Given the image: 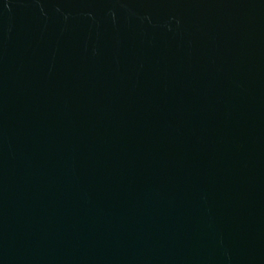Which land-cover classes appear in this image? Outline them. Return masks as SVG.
<instances>
[{"label":"water","instance_id":"95a60500","mask_svg":"<svg viewBox=\"0 0 264 264\" xmlns=\"http://www.w3.org/2000/svg\"><path fill=\"white\" fill-rule=\"evenodd\" d=\"M0 264H264V0H0Z\"/></svg>","mask_w":264,"mask_h":264}]
</instances>
